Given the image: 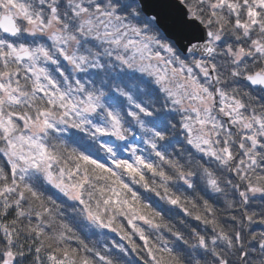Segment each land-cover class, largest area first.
<instances>
[{
  "label": "snow or ice",
  "instance_id": "obj_1",
  "mask_svg": "<svg viewBox=\"0 0 264 264\" xmlns=\"http://www.w3.org/2000/svg\"><path fill=\"white\" fill-rule=\"evenodd\" d=\"M130 254L264 264V0H0V264Z\"/></svg>",
  "mask_w": 264,
  "mask_h": 264
},
{
  "label": "trees",
  "instance_id": "obj_2",
  "mask_svg": "<svg viewBox=\"0 0 264 264\" xmlns=\"http://www.w3.org/2000/svg\"><path fill=\"white\" fill-rule=\"evenodd\" d=\"M191 223L192 224H198V222H196L194 220H192ZM198 226L201 228L203 227V225H198ZM254 227H256L257 231L260 230V228L258 226H254ZM112 239L119 240V237H116L112 233L105 232L104 234H101L98 232L95 235L89 236L88 239L86 240V242L89 243L90 246H95V247L102 250L105 246H110ZM121 243H123V242H121ZM140 243H142V242H140ZM133 259H135V254H130L129 257H124L123 259H121V264H124L125 260H133ZM138 264H142V261L138 262Z\"/></svg>",
  "mask_w": 264,
  "mask_h": 264
}]
</instances>
